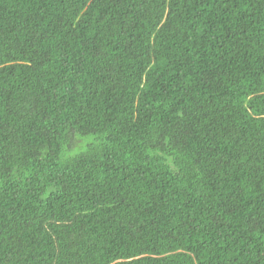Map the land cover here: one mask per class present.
<instances>
[{
  "label": "trees",
  "instance_id": "1",
  "mask_svg": "<svg viewBox=\"0 0 264 264\" xmlns=\"http://www.w3.org/2000/svg\"><path fill=\"white\" fill-rule=\"evenodd\" d=\"M0 264H264V0H0Z\"/></svg>",
  "mask_w": 264,
  "mask_h": 264
}]
</instances>
